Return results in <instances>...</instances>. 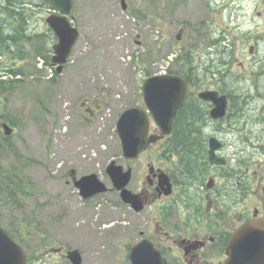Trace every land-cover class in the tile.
Returning a JSON list of instances; mask_svg holds the SVG:
<instances>
[{"label": "rangeland", "instance_id": "374dc122", "mask_svg": "<svg viewBox=\"0 0 264 264\" xmlns=\"http://www.w3.org/2000/svg\"><path fill=\"white\" fill-rule=\"evenodd\" d=\"M126 1L130 12L121 0H75L81 36L63 71L51 78L50 68L40 69L33 55L17 64L23 67L20 78H2L8 81L0 90V111L15 129L9 142L0 133V225L23 244L28 264H72L66 256L72 248L83 253L81 264H132L129 246L142 238L140 232L157 236L149 206L136 212L125 203L107 165L116 160L132 166V190L136 173L137 188L146 182V165L159 156L157 146L126 159L116 124L127 107L145 106L146 77L178 70L174 55L192 50L194 66L204 72L206 58L228 53L229 89L249 91V106L243 97L241 105L254 119L262 117L264 0ZM38 8L33 24L47 30L49 13ZM134 9L146 17L133 14ZM222 35L227 39L210 47ZM206 72L200 89L216 85L214 74ZM248 130L254 137L242 148L251 151V159L241 166L253 190L247 204L264 214L263 123ZM92 172L110 189L85 198L72 178ZM243 207L240 202L239 210Z\"/></svg>", "mask_w": 264, "mask_h": 264}, {"label": "flooded vegetation", "instance_id": "af4514ba", "mask_svg": "<svg viewBox=\"0 0 264 264\" xmlns=\"http://www.w3.org/2000/svg\"><path fill=\"white\" fill-rule=\"evenodd\" d=\"M34 2L37 0L31 2L30 5L27 0H22L21 4L17 0H0V48L3 47V39H5L10 52V54H0V64L14 63L17 65L29 62V50L32 48L33 39L36 36L39 41H44L48 33V44L52 49L57 43L58 37L54 32L38 29L33 24L37 21L34 20L32 13L30 14L31 9L32 11L37 10L36 7H39V13L52 14L51 6L44 3L43 0L35 4ZM122 5L124 7L123 2ZM130 9L128 6L126 10L130 12ZM20 10H23L21 16L18 15ZM132 12L136 15L134 10ZM15 17L24 24L22 27L23 37L21 35L20 38L11 39L15 34L14 29L20 26ZM38 18L40 17L38 16ZM71 18L77 25L75 16L73 15ZM44 22L46 23V17ZM9 40L21 43L22 58L19 54H12L13 51L18 53L20 47L10 46ZM226 73L228 74L230 71L227 70ZM205 79L208 78L205 77ZM212 80H216L213 82L216 85L206 89H216L220 93L226 94L228 98V107L223 117L214 118L211 115L214 104L200 97L201 90H205V88H199L203 87L202 83L205 81L200 76L187 79L190 91L183 104V106L189 104L192 105L191 107H198L209 116L202 124L206 150L200 174L196 176L197 179L188 180L182 177L178 156L165 149L164 144L168 143V138L173 134L174 122L169 135L151 143L144 151L146 152L156 145L159 156L147 163L146 182L140 183L139 188H137L136 173V190L134 191L144 197L145 207L149 206L150 222L155 226L157 236H147L145 232H142L143 230L140 234L142 237L150 238L157 245L169 264H224L228 258V244L238 227L253 219L256 210V216L264 218L262 209L250 207L247 204L248 198L246 197L249 194L252 195L253 190L250 189L251 180L248 172H245L241 167L251 159V151L242 148V143L248 145V142H251L254 137V134L253 137L249 134V130H252H248L249 125L260 122L264 126V107L262 108V117L254 119L253 116L245 112V108L249 106L247 103L249 91H246L243 101L246 104L244 108L241 105V97L233 92L234 90L228 91L229 82H221L223 77L220 73L218 77L213 75ZM237 106L243 108L240 109L242 110L241 115L236 114L240 115L238 120L232 114L233 108L235 109ZM238 122L240 123L238 124ZM5 123L12 125L11 121L0 111V127H3ZM0 131L2 132L3 129ZM150 133H161L160 128L152 119ZM228 136L230 137L228 138ZM237 136L240 139L235 140ZM212 137H215L219 144L215 151L218 157L225 160L222 163L212 162L210 159L209 149ZM231 137L232 139H230ZM252 143L255 142L252 140ZM261 148L264 149V144ZM240 202H244V207L239 210Z\"/></svg>", "mask_w": 264, "mask_h": 264}, {"label": "water", "instance_id": "95a60500", "mask_svg": "<svg viewBox=\"0 0 264 264\" xmlns=\"http://www.w3.org/2000/svg\"><path fill=\"white\" fill-rule=\"evenodd\" d=\"M45 1L61 12V14L53 13L46 19L59 38L53 47L55 52L53 62L57 65V71L61 72L80 37L79 29L68 18L73 10L74 0ZM123 3L126 8L125 0ZM188 93V81L178 73L155 74L143 81V99L147 108L128 107L121 112L117 121L123 154L127 159L137 158L151 143L171 133L173 120L178 109L185 103ZM199 95L214 104L211 112L214 118L226 114L228 107L226 94L215 89H207L201 91ZM151 118L160 128V134L149 133ZM4 127L6 134L11 133L12 128L9 124L5 123ZM216 140L215 137L211 138L210 159L212 162L222 163L225 160L218 157L215 151L219 146ZM107 172L114 186L121 191L125 203L130 204L137 211L145 207L144 197L128 188L133 173L132 167L125 169L123 164L112 160L107 166ZM75 185L85 198L109 190L97 173L75 179ZM256 215L257 210L255 217L243 223L232 235L227 250L229 256L224 264H264V218ZM67 258L72 264H81L83 253L78 248L68 249ZM129 258L132 264H169L167 258L148 238L133 244ZM27 262L28 254L24 247L0 225V264H27Z\"/></svg>", "mask_w": 264, "mask_h": 264}, {"label": "trees", "instance_id": "16d2710c", "mask_svg": "<svg viewBox=\"0 0 264 264\" xmlns=\"http://www.w3.org/2000/svg\"><path fill=\"white\" fill-rule=\"evenodd\" d=\"M21 4V2H19ZM6 11H9L6 9ZM136 15L139 17H146V15L142 14L140 10H135ZM32 9L30 10V14L32 13ZM23 14V10H20V13L18 14L21 16ZM32 15V14H31ZM15 20L17 23H20L19 27H16L14 29V36L11 37V39L20 38L21 35L23 37V29L22 27L24 24L22 21H20L17 17H15ZM50 31L51 29H47ZM47 31V32H48ZM226 35H222L220 38H217L215 41H211L212 46H216L215 42L219 41V43H222L226 40ZM49 34H46L44 41H39L38 37L36 36L33 39L32 48L29 50V56H32V52L35 53L36 56H43L46 59V63L52 65L51 62V55L49 54L51 49L48 44ZM10 46H19V51L16 53V51H13L12 54L16 55L19 54L22 58V50H21V43L20 42H13L12 40H9ZM8 46L5 43V39H3V47L0 48V54H10L8 51ZM228 53L219 51L218 57L216 58H206L205 66L206 71L210 70L212 72V75L216 74L218 77V74L223 77V82L225 80V76L227 75V69L226 66L229 62L228 60ZM195 56L193 54L192 50H189L186 52L185 55H175L174 56V62L175 64H179L178 70H172L169 69V72H178L182 75H184L188 80L192 77L200 76L201 78H204V74H207L206 71L199 72L198 67L196 68L195 63ZM220 63L221 65L225 66L222 69H218L220 66L218 65ZM209 65V66H208ZM212 66L214 69H218L216 72H214V69L212 70ZM55 71V69H54ZM2 72L6 73H18L23 72L22 66H16L13 64H0V74ZM55 74L57 75V72L55 71ZM209 76V75H207ZM55 78V77H54ZM8 80H4L0 77V90H4V82H7ZM9 81H14V79H10ZM16 82H21V79L15 80ZM223 88V86H222ZM225 89V87H224ZM229 89V88H228ZM8 90V89H6ZM236 90V89H234ZM229 92H232V89L228 90ZM239 95V97H243L242 100H245L246 91H233ZM245 95V96H244ZM192 105H184L181 109H179V112L174 119V129L173 134L171 137L168 138V143L164 144L166 151L174 152L178 158L180 163V174L182 177L187 178L188 180L197 179L196 176L200 174V167L202 166V159L205 158V133L202 131V124L205 122L206 118L209 117L208 114L204 113L203 110H201L198 107H191ZM238 107V106H237ZM233 108L232 114L233 116L239 118L241 115L240 112L243 109L241 107ZM196 109V110H195ZM201 110V111H200ZM240 114V115H236ZM240 120V119H239ZM240 122H238L239 124ZM5 139L9 142L10 137L4 136ZM11 145H13L11 143ZM13 196V193L10 192L8 195L9 198ZM10 233V232H9ZM11 234V233H10ZM12 235V234H11ZM13 236V235H12ZM14 237V236H13ZM130 248V246H129Z\"/></svg>", "mask_w": 264, "mask_h": 264}, {"label": "bare ground", "instance_id": "6f19581e", "mask_svg": "<svg viewBox=\"0 0 264 264\" xmlns=\"http://www.w3.org/2000/svg\"><path fill=\"white\" fill-rule=\"evenodd\" d=\"M236 120H238V118L236 117Z\"/></svg>", "mask_w": 264, "mask_h": 264}]
</instances>
